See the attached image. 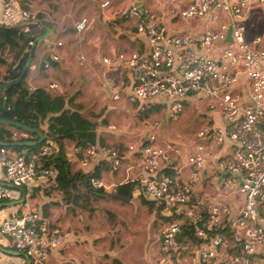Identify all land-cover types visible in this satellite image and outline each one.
<instances>
[{
	"label": "built area",
	"instance_id": "1",
	"mask_svg": "<svg viewBox=\"0 0 264 264\" xmlns=\"http://www.w3.org/2000/svg\"><path fill=\"white\" fill-rule=\"evenodd\" d=\"M35 4L36 0H0V23L38 22ZM108 6L103 2L100 8ZM261 8L264 0H124L122 35L136 47L99 57L103 66L124 75L109 90L112 100L124 94L128 102L141 104L142 112L159 105L167 119H177L189 98L206 97L207 110L217 112L222 123L199 131L197 138H206L208 144H193L186 154L175 142H156L154 121L143 122V130L125 146L138 158L145 176L139 196L170 212L167 217L173 211L177 216L160 227L155 264H264V32L247 38L246 30L250 15ZM88 25L81 17L73 28L79 35ZM177 26L183 28L175 30ZM50 59L60 58L52 54ZM78 60L80 65L86 61L84 56ZM108 129L117 131L114 126ZM225 143L230 144V154L216 162L222 174L218 195L203 216L190 205L193 187L216 148ZM56 152L52 144L30 155L0 147V170L7 184L0 185V201H13L16 191H27L37 177L52 186L53 170L41 165ZM181 156L187 172L182 181L176 168ZM68 159L78 160L84 174L94 163H105L111 174L121 166V156L108 146H75ZM128 184L119 185L122 195L128 193ZM90 185L106 192L112 188L101 178L91 179ZM183 222L198 242L177 241ZM225 226L232 232L231 241L218 233ZM69 236L68 231L50 227L29 195L21 202L19 215L0 222V238L9 239L11 248L26 260L21 264H48L51 253Z\"/></svg>",
	"mask_w": 264,
	"mask_h": 264
},
{
	"label": "rangeland",
	"instance_id": "2",
	"mask_svg": "<svg viewBox=\"0 0 264 264\" xmlns=\"http://www.w3.org/2000/svg\"><path fill=\"white\" fill-rule=\"evenodd\" d=\"M39 1L49 6L54 16L51 20L55 22V27H52L38 49L45 57H48L53 49V43H60V49L56 51L65 54V58L60 60L61 67L65 70L56 69L54 75V83L59 89L54 94L63 95L66 99L76 95L74 103L82 107V112L86 116L90 118L94 116L99 127L102 125L101 122L105 123L103 129L98 127V135L106 146L107 141L114 143L115 140L120 139L119 135L124 133L132 135L136 131L139 135L145 121L149 124L154 122L158 124L156 135L158 144H162L163 141L176 143L177 140L174 138L185 134L196 136L197 130L202 128L200 119L203 117L197 114L199 112L198 109L196 110L197 106L190 101L184 104L183 111L177 119H167L162 107L153 106L150 112L142 113L138 106L125 99L124 94L118 101L112 100L109 96L106 88L117 87L124 79V75L103 66L99 62V57L110 55L114 51H127L136 47L130 39L122 35L125 23L122 18L123 7L117 10L115 19L107 26V30L98 27V32H102V35L98 34L96 29L93 33L85 29L77 35L71 31L73 24L81 17L89 18L94 23L98 20L97 14L101 12L99 8L101 4L112 2V0H51L53 2L50 4L48 0ZM108 8L110 3L105 9ZM258 13L262 22L258 20V23L252 24L251 19L249 25L251 35L247 33V38L264 32V8L259 9ZM57 27H59L58 30ZM79 56H84L86 59L82 65L79 63ZM199 103L200 109L208 112L210 100L201 97ZM148 108L145 107V110ZM110 126L116 127L117 131L111 132L108 129ZM119 172L114 174L108 172V175L115 179ZM105 178H107L106 173ZM142 201H144L142 197L135 196L129 201L97 200L91 203L96 208L89 213L96 211V214L87 217L88 221L84 223L82 229L89 233L90 231L96 233L95 241L86 244V247H98V250L107 256L101 264H155L158 256L156 240L160 227L167 221L158 214V211L157 214L153 212L157 209L155 205L153 209H150ZM89 213L86 212V215ZM88 236L91 235L88 234ZM25 262L26 260L21 258V263Z\"/></svg>",
	"mask_w": 264,
	"mask_h": 264
},
{
	"label": "crops",
	"instance_id": "3",
	"mask_svg": "<svg viewBox=\"0 0 264 264\" xmlns=\"http://www.w3.org/2000/svg\"><path fill=\"white\" fill-rule=\"evenodd\" d=\"M109 3H110V8L108 9L104 10L99 7L101 9L100 10L101 12L97 14L98 20H95L94 23L88 18L89 26L87 30L91 31L89 33H93L94 29H96L97 33L102 35V32H98V27H100L99 29L103 28L107 30V26L109 25V23H112L113 20L115 19V14L117 13V10L120 7H124V0H112V2ZM48 7L45 4H41L39 0H36L34 10L38 14L39 13L43 14L45 16V19L43 21L49 23L50 25L49 21L53 22L51 19L54 18V16ZM258 11L252 13L248 18V20L246 21V30L248 34H250L249 25L251 23V19H252V24L258 23V20L262 22L261 21L262 19L260 18V16H258L259 15ZM98 21L100 22V24ZM57 24L59 25L58 22ZM22 25L13 26V25H3L0 23V27H4L7 29H15V28L18 29ZM58 28L59 27H57L56 29L58 30ZM181 28L183 27L177 26L175 27V30ZM53 44H54L52 45L53 49L51 51V54L48 55V57H45L44 54L41 51H39L38 47H36L32 60L34 61V59L35 58L36 59L34 62L31 61L30 67L26 75L23 77L24 80L22 79L24 81L23 87L29 93H32L34 90L38 88H42V89H46V91L49 92L51 95H55L54 93H57V90H59V89H51L50 86L53 84L56 85L54 83L55 81L54 75L56 69L58 71L65 70L64 68L61 67V62H60V60L65 58V54L61 52H57L56 51L57 49L54 48V46L57 43L56 44L53 43ZM21 51L22 50H20L18 54H20ZM52 54L59 55L60 58L59 63L56 66L52 65L54 64L52 63L54 61L50 59ZM7 56H8L7 52L4 54L0 53V80L6 72V66L4 65V62L7 61ZM106 89L110 96V91H108L110 89L108 88ZM188 101L192 102L194 105L197 106L196 110L198 109L199 111L197 112V114L203 117L202 119H200L202 120L201 123L202 128L197 130V133L206 128L211 129V128H219L222 126V123L220 121L217 112H211V111L204 112L203 110L200 109L199 107L200 103L198 101L197 96H192L191 98H189ZM163 113L165 115V111H163ZM0 126H4L5 129H7V131L12 135V138L14 140L23 137L25 139L27 138V136L23 135L24 134L23 132L19 131L15 127H11L4 124H0ZM135 133L136 131H134L132 135H128L127 133L124 134L121 133L122 135H119L120 139L118 141L115 140L114 143H112L111 141L106 142L107 146L110 147H114V146L122 147L121 149H119V153L121 155L120 172L118 171L119 174L118 176H115V179L109 177L108 175L109 171L105 163H100V162L94 163L92 167L91 171H93V169L95 170L98 168L100 170L99 178L103 179L107 185L112 186V188H110L109 191L107 192L105 191L107 194L114 193L116 188L123 182H130V183L133 182L134 188L131 192V197L133 198L135 196H139L138 194L139 187L142 181L145 179V176L139 167L138 158L136 156L129 154L125 147L131 139L135 138V135L136 136L138 135L137 133L136 134ZM197 133L196 136L195 134H191V135L185 134L174 138L177 140L176 143L179 146L180 151H182V154H186L187 152H189L193 144L196 143L208 144V140L206 138L203 139L197 138ZM26 142H32V141H22V142L16 141L14 145L16 146L19 143H26ZM229 146H230L229 143H225L224 145L216 148V150L212 155L211 162L204 168V171L201 174L200 179L198 180L197 184L193 187V197L190 205L195 207L198 213L203 216L206 215L208 208L212 203L213 198H215L218 195V191H219L218 183L221 179L222 174L216 170V162L222 156H227L230 154ZM73 147L75 146L71 143L66 144L65 149H66L67 159H68V154H70ZM6 148H8L10 151H13L15 153H19L17 151L10 149L8 146ZM31 153L32 152L27 153L26 151H23L19 154L30 155ZM68 160L72 166V173L80 171L78 160L77 161L76 159H68ZM176 168L177 171L180 172L178 178L181 181L185 180L187 172L185 167L184 156H181L180 158L177 159ZM105 173L107 175V178H105ZM0 185L7 186L1 170H0ZM27 195H29L31 203L38 209L39 212H41L42 216L45 219H47L52 229L68 231L70 233V236L66 241L65 245L62 248H60L58 251L51 253L48 264H101L102 263L104 258L107 256H105L101 250H98V247L97 248L86 247V244L90 243L93 240L95 241L94 236L96 235V233L93 231H90L89 233L86 232L84 229H82L84 223L88 221L87 217H92L93 215L96 214V211L91 214L89 213L90 211L82 210L80 205L67 204L66 201L64 200L63 194L57 191L54 188V186L52 187L51 185H49L47 183V179L43 177H37L35 182L31 185V187L27 191L25 189H18L16 191L17 198H15L13 201H0V222L4 221L5 219L19 215L21 202H23L25 196ZM236 202H238V199L232 202L231 206L233 208V211H235L238 207V205H236ZM156 207L157 205H155V208ZM93 208H96V206ZM86 212H88L89 214L86 215ZM153 212L157 214V211L155 209L153 210ZM158 214L163 218V217H167L170 214V212L167 213L165 209H162ZM88 234L91 236L89 237ZM156 243L158 248L157 240ZM11 253H16V252L11 248L9 239L0 238V264H21V258L23 257L18 253L16 254H11Z\"/></svg>",
	"mask_w": 264,
	"mask_h": 264
},
{
	"label": "trees",
	"instance_id": "4",
	"mask_svg": "<svg viewBox=\"0 0 264 264\" xmlns=\"http://www.w3.org/2000/svg\"><path fill=\"white\" fill-rule=\"evenodd\" d=\"M48 1L49 4L53 2L51 0ZM36 17L38 21H43L45 19V16L40 13L37 14ZM49 22L51 30L52 27H55V23L54 21ZM71 31L75 33L74 28ZM44 32L45 28L42 26H29L27 28L18 29L0 27V53L4 54L7 52L8 55L7 61L4 62L6 72L0 80V85L15 80L20 76L26 63L31 43L37 36ZM42 43L43 40L39 42L37 47L39 48ZM20 50L22 51L18 54ZM52 63H54L52 65L56 66L58 62ZM23 80L19 84L0 91V119L13 121L39 131L45 136V140L41 145L36 147H18L14 145L16 141L36 142L38 141V137L35 134L18 129L23 132V135L27 136V138L25 139L23 137L14 140L7 129H5L4 126H0V142L8 144L10 149L19 153L23 151L27 153L36 152L42 146L54 145L57 152L53 156L45 158L42 161L41 167L53 170L55 182L52 187L54 186L57 191L63 194L67 204L80 205L82 210L90 211L93 209V205H91L93 201H129L131 192L134 188L133 182H129L128 193L126 195H122L120 186L116 188L114 193L107 194L104 190L93 189L90 185L91 179L100 177V170L98 168L95 170L93 169V171L88 174H83L80 171L72 173V166L66 155L65 146L67 143L83 148L93 145H98L100 147L106 146L104 145L103 139L97 133L99 125L98 122L94 120L95 117L93 116L90 118L86 116L82 112V107L74 103L76 95L66 99L63 95H51L46 89L42 88H38L32 93H29L23 87ZM134 104L136 106L141 105L139 103ZM152 107L153 106L149 107L142 113L150 112ZM154 107L159 108L160 106L155 105ZM101 124L100 127L103 129L105 123L101 122ZM114 147L113 148L120 155L119 149H121V146ZM142 202L150 209L154 208V202L146 200ZM156 208V211L160 213L162 207L159 206ZM164 218L165 221L169 222L176 219L177 216L173 211L171 217ZM218 233L227 241L232 240V232L228 227H223ZM186 240L195 243L198 242V240L194 238L191 228L187 223L183 222L180 225V233L177 237V241L183 242Z\"/></svg>",
	"mask_w": 264,
	"mask_h": 264
},
{
	"label": "water",
	"instance_id": "5",
	"mask_svg": "<svg viewBox=\"0 0 264 264\" xmlns=\"http://www.w3.org/2000/svg\"><path fill=\"white\" fill-rule=\"evenodd\" d=\"M29 26H34V27L42 26V27L45 28V32L43 34L37 36L34 39V41L32 42L31 48H30V51H29V54H28V57H27V60H26V63L24 65V68H23L20 76L17 79H15V80L6 82L4 84H1L0 85V90L6 89V88H8L10 86H13V85H16V84H19L22 81L23 77L25 76V74L27 73V71H28V69L30 67V64H31V61L33 59V56H34V53H35V50H36V47H37L38 43L41 40L46 39V37L49 35L50 25H49V23H47L45 21H38V22H36L34 24H25V25L20 26L19 28H27ZM226 41H230V31H228V33H227ZM0 124H4V125L11 126V127H15L17 129H19L21 131H24V132H27V133L35 134L38 137V139H39L36 142L19 143V144L16 145L18 147H36V146L41 145L42 142L45 140V137L43 136L42 133H40V132H38L36 130H33V129L29 128V127L23 126L21 124L15 123L13 121L0 120ZM7 146H8V144L0 142V147H7ZM11 254H16V253H11Z\"/></svg>",
	"mask_w": 264,
	"mask_h": 264
}]
</instances>
